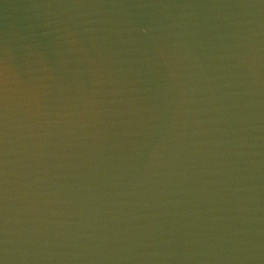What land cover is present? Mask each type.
<instances>
[{"label": "water", "instance_id": "obj_1", "mask_svg": "<svg viewBox=\"0 0 264 264\" xmlns=\"http://www.w3.org/2000/svg\"><path fill=\"white\" fill-rule=\"evenodd\" d=\"M3 264H264V0H0Z\"/></svg>", "mask_w": 264, "mask_h": 264}, {"label": "snow or ice", "instance_id": "obj_2", "mask_svg": "<svg viewBox=\"0 0 264 264\" xmlns=\"http://www.w3.org/2000/svg\"><path fill=\"white\" fill-rule=\"evenodd\" d=\"M0 264H3V262H2V261H0Z\"/></svg>", "mask_w": 264, "mask_h": 264}]
</instances>
